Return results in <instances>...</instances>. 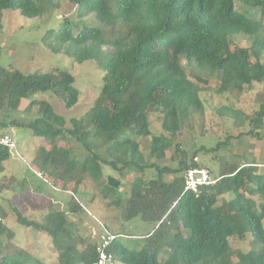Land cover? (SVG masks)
I'll use <instances>...</instances> for the list:
<instances>
[{"label":"trees","instance_id":"1","mask_svg":"<svg viewBox=\"0 0 264 264\" xmlns=\"http://www.w3.org/2000/svg\"><path fill=\"white\" fill-rule=\"evenodd\" d=\"M70 2L76 5L78 18L93 14L104 27H79V22L65 16L58 30L46 31L43 41L52 51L65 52L76 62L99 60L110 47L99 96L85 117L70 120V128L51 119L47 100L33 99L29 108L37 105V116L21 121L11 114L18 110L22 98L38 90L52 89L66 106L75 105L79 91L74 76L67 70L24 73L0 65V129L8 133L7 127L24 125L46 139L37 148L34 163L55 186L74 191L86 176L102 181L104 196H116L113 201L121 206L125 219L140 216L155 224L153 230L138 237L132 249V234L111 231L116 234L110 247L116 264H264V163L223 161L215 182L201 185L195 192L185 189L186 170L205 166L213 172L195 160L197 153L218 151L226 141L209 148L200 146L191 157L176 141L191 109L204 110L200 95L204 77L216 76L221 90L239 92L254 82H264V0ZM59 6L58 0H0V14L18 10L34 17ZM238 34L247 35L250 45H234L232 37ZM181 57L195 67L194 78L185 72ZM216 110L235 125L247 118L264 125V101L252 115L227 104ZM154 113L161 118L163 132L159 134L151 133ZM151 134L150 156L160 162L174 147L171 156H178L176 166L147 158L132 137ZM58 140L68 144L60 145ZM71 141L86 147L84 160L74 154ZM124 151L129 152L127 157ZM11 154L10 147L0 142V169ZM105 167L109 169L105 171ZM129 168L135 171L136 182L124 199L118 189ZM148 168L156 173L146 175ZM228 193L231 196L226 198ZM83 209L84 205L74 200L68 209L50 210L42 221L29 219L17 207L15 212L18 223L52 236L59 261L48 264H95L96 241L80 247L75 238L71 216ZM248 232L251 249L234 250L230 238L244 239ZM4 233L13 236L0 218V237ZM2 246L0 243V264H28L25 257L32 255L23 247L14 245L13 252L4 253ZM164 251L167 255L162 257Z\"/></svg>","mask_w":264,"mask_h":264},{"label":"rangeland","instance_id":"2","mask_svg":"<svg viewBox=\"0 0 264 264\" xmlns=\"http://www.w3.org/2000/svg\"><path fill=\"white\" fill-rule=\"evenodd\" d=\"M58 1L60 3L58 8L46 10L40 16L26 17L18 10H4L0 14V65L7 69L15 68L24 73L69 71L74 76V85L79 91V100L75 105L66 106L52 89L38 90L22 98L18 110L11 116H16L25 122L34 119L37 116V105L29 108L31 101L33 99L47 100L51 103V119L53 121L58 119L66 128H70L72 126L70 120L85 117L99 96L111 49L106 47L105 55L103 54L99 60L83 62H76L65 52L52 51L43 41V37L49 29L58 30L65 16H70L75 22H79L77 24L79 27L85 24L104 27L96 21L93 14L78 18L76 5L70 0ZM232 41L234 45L242 46H248L251 42L245 34L233 36ZM262 61L264 62V55ZM181 63L188 76L194 78V74L197 73L195 67L185 57H181ZM204 78L205 80L200 82L202 86L200 95L205 103L204 110L191 109L189 120L184 126L182 125L176 141L189 152L191 157L195 149L200 146L209 148L225 140V145L218 151L197 153L198 160L208 165L211 170L213 169L211 172L213 178L214 175L219 174L220 164L223 161L238 164L251 161L264 163V125H255L254 120L251 121L249 118L235 125L233 119L220 115L216 110L221 104H227L235 106L247 115H252L264 101V82H254L253 85L239 92L233 89L221 90L220 80L216 76ZM150 120L152 134L163 132L159 113H154ZM251 129L254 131L250 132ZM5 131L13 136L15 148L12 150L11 157L0 169V218L13 232V236L11 233H4L0 237L4 253L13 252L15 246H21L32 255L25 257L28 264H48L59 261V252L54 246L52 236L18 223L16 207L29 219L42 221L50 210L68 209V203L77 200L84 205V209L71 218L75 221V238L80 247L90 241H96L102 229L107 228L114 233H122L126 236L132 234L129 239V247L132 249L138 244L140 235L153 230L155 224L146 222L140 216L125 219L121 206L113 201L116 196L114 194L107 198L104 196L102 181L98 183L86 176L82 186L74 191L55 186L52 179L40 173L34 163L37 148L46 142V139L35 136L32 129L24 125L9 126ZM152 134L132 137L139 142L147 158L159 162V159L150 156ZM58 144L67 145L68 141L58 140ZM71 144L74 146V154L84 160L88 151L86 147L77 141H71ZM174 150L175 148L172 147L167 157L159 163L176 166L178 156H171ZM128 155V151L123 152L124 157ZM108 169L109 167H105V171ZM155 173L156 171L151 168L145 171L148 176ZM166 178L168 179L169 176L166 175ZM135 182L136 173L133 168L126 169L122 177V185L118 189L122 198L129 197ZM224 196L229 198L231 194ZM230 244L234 250L248 251L252 247V236L248 232L244 239L231 237ZM165 255L167 251L163 252L162 257Z\"/></svg>","mask_w":264,"mask_h":264},{"label":"built area","instance_id":"3","mask_svg":"<svg viewBox=\"0 0 264 264\" xmlns=\"http://www.w3.org/2000/svg\"><path fill=\"white\" fill-rule=\"evenodd\" d=\"M0 142L9 146L11 150L15 148L14 138L11 134L3 132L0 129ZM195 160L199 161L196 157ZM215 180L210 170L205 166H195L185 172V189L198 191L201 185L214 183ZM116 234L107 228H103L98 234L97 244V260L95 264H116V257L111 250L112 242L115 240Z\"/></svg>","mask_w":264,"mask_h":264},{"label":"crops","instance_id":"4","mask_svg":"<svg viewBox=\"0 0 264 264\" xmlns=\"http://www.w3.org/2000/svg\"><path fill=\"white\" fill-rule=\"evenodd\" d=\"M251 162H258V163H260V161H251ZM244 163H246V162H244Z\"/></svg>","mask_w":264,"mask_h":264}]
</instances>
